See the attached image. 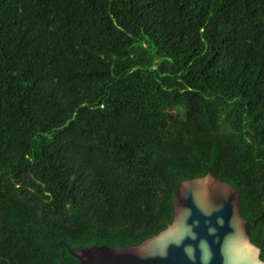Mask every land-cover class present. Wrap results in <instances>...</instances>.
<instances>
[{"label":"trees","instance_id":"1","mask_svg":"<svg viewBox=\"0 0 264 264\" xmlns=\"http://www.w3.org/2000/svg\"><path fill=\"white\" fill-rule=\"evenodd\" d=\"M240 191L264 260V0H0V264H84Z\"/></svg>","mask_w":264,"mask_h":264},{"label":"water","instance_id":"2","mask_svg":"<svg viewBox=\"0 0 264 264\" xmlns=\"http://www.w3.org/2000/svg\"><path fill=\"white\" fill-rule=\"evenodd\" d=\"M171 224L138 245L70 249L84 264H264L247 231L240 191L209 171L180 180Z\"/></svg>","mask_w":264,"mask_h":264}]
</instances>
